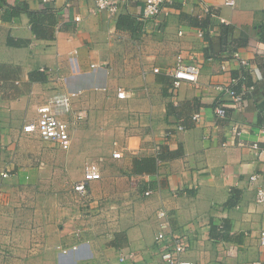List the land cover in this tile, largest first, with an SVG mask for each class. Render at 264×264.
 I'll return each instance as SVG.
<instances>
[{
	"label": "crops",
	"instance_id": "0c3cea01",
	"mask_svg": "<svg viewBox=\"0 0 264 264\" xmlns=\"http://www.w3.org/2000/svg\"><path fill=\"white\" fill-rule=\"evenodd\" d=\"M145 1L122 0L111 15L96 0H7L49 6L57 19L51 39L35 36L27 13L6 21L0 8V264H162L160 210L189 238L185 259L264 263V208L256 201L264 157L252 149L264 148V0H169L160 16L144 20ZM122 15L139 21L138 30L119 29ZM239 37L247 45L237 49ZM179 55L200 73L197 83L174 89ZM119 88L131 98L118 99ZM222 88L239 91L243 104ZM79 89L85 93L75 110L98 121L106 114L107 132L115 134L110 146L78 140L72 116L70 151L23 133L39 106ZM217 106L227 119L217 118ZM233 125L244 129L241 136ZM93 155L102 179L84 202L74 185ZM149 157L159 158L156 171L134 174V160ZM75 164L84 168L71 177ZM234 195L236 206L226 207ZM225 221L231 239L214 241L211 226ZM130 253L133 259L120 261Z\"/></svg>",
	"mask_w": 264,
	"mask_h": 264
},
{
	"label": "built area",
	"instance_id": "2783aa9c",
	"mask_svg": "<svg viewBox=\"0 0 264 264\" xmlns=\"http://www.w3.org/2000/svg\"><path fill=\"white\" fill-rule=\"evenodd\" d=\"M55 0H41L44 5L50 4ZM122 0H96V6L98 11L107 10L111 15L117 12L118 6ZM169 0H146L142 11V18L144 20L153 19L160 16L163 12V4ZM202 2V0H200ZM225 3L230 6H234L233 0H225ZM76 21L79 22L80 18L77 17ZM239 58V54H236ZM243 66H248V63L244 60H240ZM159 69H154V73H158ZM200 73L199 66L197 64L186 63L184 56L179 55L176 60V69L174 71V84L173 88L178 89L182 82H188L195 84L198 81ZM96 92H107L106 87L93 88ZM225 94L230 96L236 104H243V96L237 94L232 88H222ZM253 90V88H251ZM85 93V90L79 89L75 91H67L66 93H60L52 96L47 102L38 107V117L35 121L24 124L23 133L29 136H37L44 142H51L58 146L63 151H70L72 147L71 138V126L70 122L66 119L67 116H72L75 121L82 120L87 117L85 110H75V101ZM132 93L122 88L117 90V97L121 100H127L131 98ZM215 113L218 119L225 120L227 117L226 108L224 106H217ZM195 120H199L200 116L195 115ZM182 130V127H179ZM232 132L235 136H241L244 129L239 125L232 126ZM228 144H225L227 146ZM252 149L258 153L260 157H264V148H260L258 143L252 145ZM122 157L121 152H115L113 154L114 159H120ZM9 177L7 172H1V178L6 179ZM102 179V170L99 162H91L85 165L83 177L79 180L75 186L74 191L78 194L82 201H86L90 197L89 187L92 182L100 181ZM257 176H252L251 181H256ZM147 192L146 195H149ZM2 191L0 188V196ZM256 201L264 208V188L257 189ZM159 219V232L156 236V243L159 246L161 253L162 264H197L191 260L185 259L184 255L190 250L191 243L189 238L185 235L176 234L170 225L168 214L160 210L158 212ZM259 243L264 247V230L259 234ZM64 253L67 250H63ZM132 253L121 257V262L127 259H133ZM252 264H264L261 261H256Z\"/></svg>",
	"mask_w": 264,
	"mask_h": 264
},
{
	"label": "trees",
	"instance_id": "16d2710c",
	"mask_svg": "<svg viewBox=\"0 0 264 264\" xmlns=\"http://www.w3.org/2000/svg\"><path fill=\"white\" fill-rule=\"evenodd\" d=\"M4 7V13L2 18L6 21H10L15 17H19L21 13H27L30 18V24L33 33L39 39H51L54 37V31L57 25V19L55 14L48 10L49 6L43 10H36L31 8V6L26 2H18L15 7L7 5V0H0V8ZM140 22L137 20L130 19L126 15H122L118 19L117 27L119 29H127L136 31L138 30ZM228 30V31H227ZM52 31V32H48ZM226 33H229V28L225 27ZM232 43H234V47L237 49L246 46L247 41H244L242 38L235 39ZM244 77V76H243ZM245 78V77H244ZM243 78V79H244ZM253 90L256 89L255 86L251 87ZM236 92L240 93L236 90ZM227 112V110H226ZM228 117V116H227ZM226 117V119H227ZM1 147V146H0ZM159 158L149 157V158H136L133 163V173L136 175H140L142 173H153L157 169V161ZM235 192V190H234ZM232 196L230 200L225 204L226 207H234L236 206L238 200ZM236 200V201H235ZM229 222L225 221L223 226L220 228L218 226L212 225L210 230V237L214 241H227L231 239L230 231L231 228L229 226Z\"/></svg>",
	"mask_w": 264,
	"mask_h": 264
},
{
	"label": "rangeland",
	"instance_id": "374dc122",
	"mask_svg": "<svg viewBox=\"0 0 264 264\" xmlns=\"http://www.w3.org/2000/svg\"><path fill=\"white\" fill-rule=\"evenodd\" d=\"M94 114L95 113H93V115ZM90 117H91V113L89 112L88 117H86L82 120L75 121L74 118L71 119L73 132H77V135H79L78 140H85L86 139L92 145L97 143L96 146H98V147H101V146L104 147L107 145L110 146L115 139V134L107 132L109 127H108L107 123L105 124V122H108L109 120L107 119L106 114L103 117V121H98L99 118H96L94 120V119H91ZM100 125H102V126H100ZM80 151H81V149H78V154L80 153ZM86 161L88 162L89 159ZM93 161L99 162L98 155H93ZM81 168H84V165L75 164V167L71 171L72 172L71 177H76L78 175V173L80 172ZM158 226H159V224H158ZM121 257H122V255L120 256V261H122Z\"/></svg>",
	"mask_w": 264,
	"mask_h": 264
}]
</instances>
